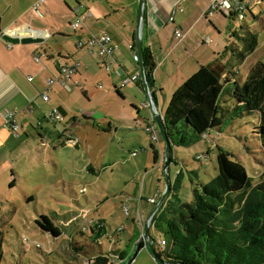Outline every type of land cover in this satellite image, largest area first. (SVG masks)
<instances>
[{
  "label": "rangeland",
  "instance_id": "obj_1",
  "mask_svg": "<svg viewBox=\"0 0 264 264\" xmlns=\"http://www.w3.org/2000/svg\"><path fill=\"white\" fill-rule=\"evenodd\" d=\"M66 1L70 3V0ZM54 3L55 7L60 8V13H55V18L62 25L61 30L65 32V37L54 35L52 39L44 42V48L55 54L62 51L71 55L76 52L77 47L73 31L68 27L70 13L68 14L62 0ZM254 10L255 19L248 13L244 21H237L235 18L224 19V27H230L231 31L239 36L243 34L240 30V25L243 24L256 35V50L246 58L243 65L238 66L242 80H246L250 65L257 61L264 62V2L254 5ZM40 12L48 22L54 19L42 9ZM71 20L74 22V18ZM235 41L239 44L238 39ZM95 83L96 85L90 86L92 90L103 92L106 89L101 79L96 78ZM238 83H241L240 78ZM72 91L75 98H71L74 94L70 95L66 90L59 94V98L66 101L77 116L78 125L72 130L79 140L78 146L52 149L48 145L44 150L39 140L31 139L29 154L23 155V165L17 167L19 178L16 186L9 188L8 184H5L3 189L0 188V231L3 235L1 264L81 263L71 257L69 244L73 243V240L83 242L85 236L81 237L74 233L69 236L73 224L69 227L63 224L76 219L78 223L81 221V226L85 225L89 220V217H84L89 213L87 209L91 212L90 218L106 220L108 231L122 228L129 235L138 232L142 237V229L136 231L133 223L137 211L144 216L145 223L155 207L150 200H154L157 205L165 192L163 165L158 166L160 154H164L165 144L158 128L155 141L143 130L130 131L118 125V116L123 110L128 112L129 107L114 97L117 95L111 87L109 90L111 97L104 104L103 96L97 97L91 104H86L79 87L72 88ZM159 97L162 101V96ZM170 98L164 104L161 102V106L166 107ZM57 99L56 97L55 100ZM143 101H146L144 96ZM82 109L99 113L103 116L102 121L95 125L87 124V120L81 115ZM140 109L148 114L147 109L141 106ZM226 116L221 129L219 131L212 129L209 138L200 139L187 146L172 147L170 180L173 182L178 174L182 173L179 177L181 189L172 192L179 193V200L177 199L176 203H190L193 190L208 183L217 175L216 155L219 148L244 166L254 185L261 182L264 172V148L255 130L256 126H259L258 115L244 113L233 120ZM104 120L112 123L110 130H106L108 127L106 123H102ZM65 125V122H62L56 127L61 130ZM100 125L106 128L103 130ZM185 135L190 139L194 137L190 129L185 130ZM155 152L158 154L156 163ZM133 153L136 155L133 156ZM197 157L200 160H196ZM68 162L71 167L68 166ZM88 167L91 170H88ZM170 195L163 204L169 203ZM169 206L173 207L172 204ZM123 207L130 208L129 216L124 214ZM39 215H46L51 219L63 232L62 236L55 239L38 230L34 220L38 219ZM56 215L59 217L56 218ZM125 232L121 233L120 248L128 253V258L124 262L127 264L136 247L132 249V243L127 244ZM149 237L158 248L160 237L154 228L149 229ZM101 245L107 251L110 248L106 239L101 241ZM93 248L88 243L85 252L91 255L99 251L98 246L94 245ZM131 264L156 262L144 248L137 253Z\"/></svg>",
  "mask_w": 264,
  "mask_h": 264
},
{
  "label": "crops",
  "instance_id": "obj_2",
  "mask_svg": "<svg viewBox=\"0 0 264 264\" xmlns=\"http://www.w3.org/2000/svg\"><path fill=\"white\" fill-rule=\"evenodd\" d=\"M37 1L0 0L1 189L5 184H8L9 188L16 186L19 178L17 167L23 165V155L29 154L31 139L39 140L40 146L45 150L48 145L52 149L67 147L62 146V141L67 136H76L72 129L78 125L77 116L66 101L59 98V94L64 90L72 95L74 94L72 88L79 87L86 104H91L99 96H103L104 104L111 97L110 87L113 92L117 89L121 97H114L129 107L128 112L122 111L117 122L130 131H144V125L152 114L149 108L143 106L146 103L143 101L145 95L143 88H140L137 82L121 86L125 78L139 72L138 63L133 62L132 54L127 49V46L135 44L136 40L138 0H70V3L62 0L71 18L75 19L77 15L89 13L80 30L73 32L77 50L71 55L62 51H57L55 54L44 48L46 40L52 39L54 35L65 37V32L61 30L62 25L55 18V13H60V8L55 7L54 3L57 0H45L41 6L44 13L50 14L56 20L52 19L50 22L39 17L32 10ZM212 1L145 0L142 47L144 54L149 56L155 65L153 71L155 85L152 93L156 109L162 118L166 107L161 106V102L166 103L174 91L200 66L218 64L236 70L241 82L245 81L241 79L238 66L243 65L248 56L240 59L241 45L236 43L235 37H232L233 31L230 32V27H224V21L228 19L227 14H230L231 9L222 8L212 13L207 12ZM262 1L264 2V0H252L250 12L253 19L256 18L254 5L262 4ZM173 11H175L174 15ZM170 17H173L171 23ZM71 18L67 20L68 27L73 23ZM11 30H14L18 36L41 39V43L10 45L2 39L1 34L9 33ZM178 30L183 37L176 39L175 33ZM93 34H108L112 41L120 46V50L108 59L89 54L85 40ZM37 55L40 56L39 62L34 61ZM71 62L79 63L76 72L70 78L60 76L59 67ZM52 78H56V81L47 89V80ZM96 78L104 81L106 89L103 92L90 88L92 84L96 85ZM63 83L65 86L62 85ZM43 94L49 97L48 102L43 101ZM159 96H162V101ZM73 97L75 98V94L71 96ZM140 106L147 109L148 114L142 112ZM52 109H58L64 116L63 122L66 125L61 130L56 126L62 122L49 119ZM8 110L15 112L14 119L19 126L16 136L4 125L2 119V114ZM81 115L87 120V124L92 125L103 119L99 113L87 109H82ZM102 123H106L108 127L100 125L103 130L111 129L110 121L104 120ZM163 158L164 154L161 153L158 166L163 165ZM68 166L71 167L69 162ZM88 170H91L90 167ZM169 197H171L170 204L176 203L175 196L171 194ZM133 223L136 231L141 229V226L135 224V220ZM123 230L125 232V229ZM125 234L127 244L132 243L134 249L135 243L140 238L139 233L129 235L125 232ZM142 243L145 246L146 242L142 241ZM154 246L156 250L161 248L160 246L157 248L156 244Z\"/></svg>",
  "mask_w": 264,
  "mask_h": 264
},
{
  "label": "trees",
  "instance_id": "obj_3",
  "mask_svg": "<svg viewBox=\"0 0 264 264\" xmlns=\"http://www.w3.org/2000/svg\"><path fill=\"white\" fill-rule=\"evenodd\" d=\"M247 13L253 17L250 10ZM233 15L230 14L228 19ZM240 30L243 32L241 36L231 32L230 28L232 37L239 40L242 48L240 59H244L256 50L257 42L256 35L246 24L240 25ZM144 65L148 84L154 88L155 65L145 54ZM239 78L235 70L210 64L200 66L174 91L162 118L171 163L172 147L209 138L212 129H221L226 115L233 120L244 113L257 114L259 126L255 130L264 148V62L257 61L251 66L244 82L238 83ZM137 84L142 87L141 81ZM115 94L121 97L117 89ZM186 129L192 131L193 138L185 135ZM157 160L155 152L154 163ZM196 160H200L199 157ZM216 165L217 175L193 190L190 203L174 202L171 203L173 207L169 206L170 203L163 204L153 216L151 227L164 242L162 249L156 250L154 246L157 258L174 264H264V172L261 182L254 185L244 166L220 148ZM181 176L179 173L171 181L169 191V195L178 200L179 193L172 192L181 189ZM87 210L89 213L84 217L89 220L84 221L85 225L81 226V221L78 223L76 219L63 224L66 227L73 224L69 236L73 233L85 236L83 242L73 240L69 244L71 257L81 263L68 264H124L128 258L126 250L120 248L124 230L108 231L105 219L90 218L91 212ZM34 225L55 239L63 234L46 215H39ZM103 239L109 244L108 251L101 245ZM88 243L91 248L98 246L99 251L87 254L85 247ZM136 246L138 251L144 248L141 241ZM2 259L3 235L0 231V264ZM133 259L134 256L130 257L127 264Z\"/></svg>",
  "mask_w": 264,
  "mask_h": 264
},
{
  "label": "built area",
  "instance_id": "obj_4",
  "mask_svg": "<svg viewBox=\"0 0 264 264\" xmlns=\"http://www.w3.org/2000/svg\"><path fill=\"white\" fill-rule=\"evenodd\" d=\"M45 0H38L32 7V10L39 16L42 17L40 9L41 6ZM252 0H213L210 6L207 9V12H214L216 10H220L222 8H229L231 9L230 14H234L233 17L237 19V21H244L246 18L247 12L250 10V4ZM180 10V9H179ZM175 11L172 12L174 15ZM229 14V16H230ZM89 16L88 12H85L81 15H77L76 18L74 19V22L70 25L71 29L73 32H77L80 30L82 25L84 24V20ZM173 21V17L169 18V22L171 23ZM176 39L182 38L183 35L182 33L178 30L175 33ZM85 46L87 47V51L89 54L96 56L101 59H108L109 57L113 56L115 53H117L120 50V46L117 45L112 41V38L108 34H93L90 35L89 37L86 38L85 40ZM127 49L131 52L132 54V60L135 63L139 62V57L136 53V46L135 44H131L127 46ZM35 62L40 61V56L37 55L34 59ZM79 66L78 62H71V63H66L64 65H61L59 67V75L64 76L67 78H70V76L76 72L77 67ZM56 81V78L48 79L47 80V89H49L52 84ZM141 81L140 79V72H136L135 75L129 78H125L121 86H124L130 82H138ZM65 86V84H62ZM42 99L44 102L49 101V97L47 94L42 95ZM144 107L148 108L147 102L144 103ZM15 112L14 111H6L2 114V119L4 121V125L8 127L12 133L17 135V131L19 129V126L17 125L15 119ZM49 119L55 121V122H63L64 121V116L58 109H52L50 114H49ZM156 130L157 126L154 121V117L150 116V118L146 121L144 125V131L152 136V139L157 141V136H156ZM79 140L76 137L73 136H67L63 141L62 145L70 147V148H75L78 145ZM136 155V153H133V156ZM84 190H82L83 192ZM150 203L155 204L154 200H150ZM123 212L126 216L130 215V208L129 207H123ZM144 220L145 218L140 214V212L137 211L136 217H135V223L137 226H141L142 232H143V227H144ZM142 237L139 238V240L135 243V245L139 241H144L141 240ZM26 238H24V242H26ZM160 246H164V242H160ZM145 249H147V246L145 244L144 246Z\"/></svg>",
  "mask_w": 264,
  "mask_h": 264
},
{
  "label": "water",
  "instance_id": "obj_5",
  "mask_svg": "<svg viewBox=\"0 0 264 264\" xmlns=\"http://www.w3.org/2000/svg\"><path fill=\"white\" fill-rule=\"evenodd\" d=\"M144 6H145V0H138L137 32H136L135 46H136V53L139 57L138 68L140 72V79H141V84H142L143 92L145 95V99L148 104V108L151 111L152 116L154 117V121L160 132L162 140L165 144L164 158H163V174L165 178V192L161 200L159 201V203L155 205L154 209L151 211L150 215L148 216L147 220L144 223L142 239L145 240L147 244V250L150 252L155 262H157L158 264H174V263H166L165 261L156 257V251L154 248L155 242L149 237V229L152 226L151 225L152 218L157 213V211L159 210V208L165 202V200L167 199L169 195V191L171 187V180L169 176V166L171 164V161H170V145L165 136L163 120L156 109V105L154 101V94L152 93V88H150L147 78H146L145 65H144V52H143V47H142V26H143V20H144ZM1 35H2V39L6 41L7 43H9L10 45H16V44L30 45V44L41 43V39H38V38H32V37H27L23 35L18 36V34L14 32V30H11L9 33H2ZM160 242H162V240ZM161 247L163 248V246ZM139 251L136 246L135 251L131 257L135 256Z\"/></svg>",
  "mask_w": 264,
  "mask_h": 264
}]
</instances>
